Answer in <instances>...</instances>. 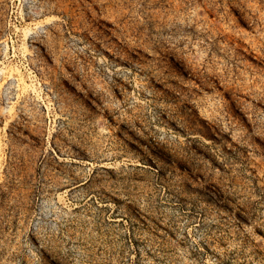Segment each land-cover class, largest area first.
Listing matches in <instances>:
<instances>
[{"label":"rangeland","instance_id":"374dc122","mask_svg":"<svg viewBox=\"0 0 264 264\" xmlns=\"http://www.w3.org/2000/svg\"><path fill=\"white\" fill-rule=\"evenodd\" d=\"M0 264H264V0H0Z\"/></svg>","mask_w":264,"mask_h":264}]
</instances>
